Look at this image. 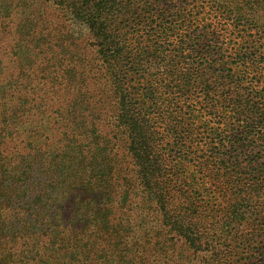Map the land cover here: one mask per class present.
<instances>
[{
    "label": "trees",
    "instance_id": "obj_1",
    "mask_svg": "<svg viewBox=\"0 0 264 264\" xmlns=\"http://www.w3.org/2000/svg\"><path fill=\"white\" fill-rule=\"evenodd\" d=\"M178 15L0 0V264H264V99Z\"/></svg>",
    "mask_w": 264,
    "mask_h": 264
},
{
    "label": "rangeland",
    "instance_id": "obj_2",
    "mask_svg": "<svg viewBox=\"0 0 264 264\" xmlns=\"http://www.w3.org/2000/svg\"><path fill=\"white\" fill-rule=\"evenodd\" d=\"M224 3L225 8H221L218 4ZM233 1L218 0V4H214L211 0H174L175 7L179 8V15L174 19L184 23L183 27L178 28L172 35L176 37H182L184 35H190L198 37L201 40H207L212 43V38L221 39L227 41L223 44L226 55H234L235 49H239L244 64L241 66V70L244 71L242 79L246 81L250 80L253 76L252 85L254 92L256 93V99H264V31L261 26H264V6L259 5L254 12L252 10L247 11L246 17H251L252 23L246 22L244 19L237 20L236 16L230 11L233 5ZM166 21H169L170 16L167 12L164 14ZM71 28L78 33L86 32V29L82 24L76 21H70ZM256 27V28H254ZM211 40V41H210ZM255 44L258 46V50L253 51L250 45ZM245 49V50H244ZM203 51V50H202ZM9 49L6 48V52L3 53L2 59L6 60L9 56ZM194 54L192 57L196 56ZM212 58H218L219 55L213 51ZM185 61L183 58V65ZM258 66L257 72H251V68ZM210 74V72H209ZM255 95V94H254ZM260 246L264 245V238H262ZM258 257V255H257Z\"/></svg>",
    "mask_w": 264,
    "mask_h": 264
}]
</instances>
